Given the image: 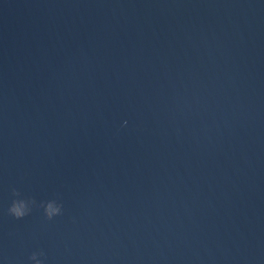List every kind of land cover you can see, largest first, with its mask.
<instances>
[{
    "label": "water",
    "instance_id": "water-1",
    "mask_svg": "<svg viewBox=\"0 0 264 264\" xmlns=\"http://www.w3.org/2000/svg\"><path fill=\"white\" fill-rule=\"evenodd\" d=\"M0 264H264V0H0Z\"/></svg>",
    "mask_w": 264,
    "mask_h": 264
},
{
    "label": "clouds",
    "instance_id": "clouds-1",
    "mask_svg": "<svg viewBox=\"0 0 264 264\" xmlns=\"http://www.w3.org/2000/svg\"><path fill=\"white\" fill-rule=\"evenodd\" d=\"M12 194L15 197L20 196V193L15 189H13ZM33 204H35L34 200L14 199L8 209V212L14 218L21 219L29 214V212L31 211V205ZM42 207H44L45 215L49 220H51L54 216L60 215L62 211V206L57 204L55 201H49L46 203V205H42ZM35 256L36 254L34 253L31 256V259H34Z\"/></svg>",
    "mask_w": 264,
    "mask_h": 264
}]
</instances>
